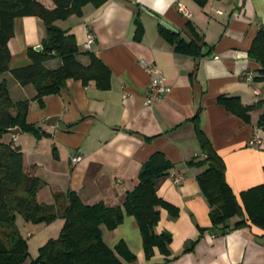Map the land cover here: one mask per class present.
<instances>
[{"label":"crops","instance_id":"obj_1","mask_svg":"<svg viewBox=\"0 0 264 264\" xmlns=\"http://www.w3.org/2000/svg\"><path fill=\"white\" fill-rule=\"evenodd\" d=\"M37 1L48 9L56 7L53 0ZM179 5L189 10L190 18L178 11ZM137 17L144 26L140 41L135 39ZM162 21L187 42L193 38L190 23L201 38L197 43L202 55L177 53L160 33ZM56 25L75 37L82 65H90L94 55L109 68L110 88L68 79L59 94L40 104L34 85H22L11 71L0 74L12 101L29 103L27 121L43 134L37 138L21 133L15 139L9 133L23 151L26 170L43 182L38 202L52 204L55 193L74 191L87 205L121 206L138 185L143 163L159 152L174 168L159 182L157 195L179 213L172 218L161 209L156 232L172 235L171 258H176L164 263L165 257L155 249L147 260L137 223L126 217L114 231L103 227L109 247L124 240L136 255L135 261L123 264H264V231L243 227L222 235L212 227L210 207L197 182L206 167L190 164L207 158L197 135L198 123L224 161L227 182L237 196L264 182V129L258 125L264 113V83L256 80L259 63L249 57L264 27V0H211L205 8L193 0H110L98 8L86 5L82 16L72 15ZM89 32L95 39L86 50ZM45 37L39 17L16 18L8 44L9 69L31 65L33 56L38 57L34 53L41 52L35 48ZM142 61L158 67L171 88L155 105L147 103L153 76ZM61 65L58 56L44 62L49 70ZM222 96L239 98L244 106L262 105L245 122L218 102ZM50 118H56L55 125L46 123ZM9 134L4 135L5 143L11 141ZM254 138L260 144H252ZM76 157L81 161L73 164ZM174 174L182 177L181 182L174 181ZM63 225L62 218L40 223L36 234L29 231L26 237L40 248L58 236ZM192 244L193 249L184 252Z\"/></svg>","mask_w":264,"mask_h":264},{"label":"trees","instance_id":"obj_2","mask_svg":"<svg viewBox=\"0 0 264 264\" xmlns=\"http://www.w3.org/2000/svg\"><path fill=\"white\" fill-rule=\"evenodd\" d=\"M56 7L48 9L37 0H0V74L11 71L22 85L32 84L37 90L36 99L43 104L49 95L59 94L68 79L80 80L83 85L95 82L99 89L110 88L111 72L96 56L90 55L91 63L82 65L78 60L80 50L73 35L57 27L58 20H66L72 15L82 16L83 8L92 5L96 8L110 0H53ZM204 7L211 0H193ZM155 15V14H153ZM39 17L46 28V37L42 41L43 50L34 53L31 65L10 70L9 41L14 34V20L19 17ZM135 39L140 41L144 35V26L137 17L135 20ZM193 34L190 42L160 25V33L167 41L175 45L177 53L200 56L201 48L197 41L201 38L189 23ZM62 59V65L56 70L45 68L44 62L52 57ZM249 57L260 65L257 81L264 83V27L255 37ZM218 102L227 111L250 122V112L262 103L244 106L239 98L219 97ZM29 103L13 102L5 82L0 83V264H123L133 262L136 255L124 240L113 248L104 239L103 227L114 231L121 226L126 217H133L139 228L143 251L147 260H151L155 249L165 257L164 263L172 261L170 245L172 235L169 232H156L160 221V210L170 212L172 218L178 216V209L157 195L159 182L168 177L174 165L162 153H154L141 167L138 185L125 196L121 206L109 207L104 203L85 204L78 193H55L52 204L39 203L37 193L43 182L33 176L24 165L23 151L14 148L11 143L2 141L9 130L19 128L22 133L33 134L41 138L39 128L27 121ZM198 119V116L195 117ZM258 125L264 129V113ZM197 135L206 152L204 160L191 165L206 167L197 176V182L210 207L212 227L222 235L243 227H255L264 231V182L237 196L226 179V167L222 158L214 151L208 138L200 130ZM20 214L26 222L51 224L58 218L64 225L56 239H50L40 247L36 258L30 259L27 239L16 224ZM234 219H237L234 222ZM193 249V244L184 252Z\"/></svg>","mask_w":264,"mask_h":264},{"label":"built area","instance_id":"obj_3","mask_svg":"<svg viewBox=\"0 0 264 264\" xmlns=\"http://www.w3.org/2000/svg\"><path fill=\"white\" fill-rule=\"evenodd\" d=\"M185 17L190 18L191 14L189 12V10H187L185 7H183L182 5H179V10ZM95 36L94 34H92L91 32H89L87 34V41L85 43V48L86 50H90L92 43L94 42ZM142 64L144 66V68L146 69L147 72H149L153 77L151 80V84H150V89L147 96V103L150 105H155V103L161 101L167 94H169L171 91V88L168 87L167 83H166V79L165 76L163 75V72L156 67L153 64L147 63L142 61ZM248 79H251V74H249ZM256 94H258L257 91H255ZM251 143H255V144H260L259 139L254 138ZM81 161V157H76L73 158L72 162H74L73 164L79 163ZM171 177H173L174 181L176 183L181 182L182 177L180 175L174 174L171 175Z\"/></svg>","mask_w":264,"mask_h":264},{"label":"rangeland","instance_id":"obj_4","mask_svg":"<svg viewBox=\"0 0 264 264\" xmlns=\"http://www.w3.org/2000/svg\"><path fill=\"white\" fill-rule=\"evenodd\" d=\"M7 134H9V133H7ZM7 134H5V135H7ZM12 136L13 135H11V134H9L8 135V137L10 138V140L11 141H9V143H11L12 144V146L14 147V148H18V149H20V145H19V143H18V141H12ZM3 139H2V141L3 142H5V138H4V136L2 137ZM25 218H23L20 214H18L17 215V217H16V224H17V227L19 228V230H20V232H21V234L23 233V234H25V238L27 239V241H32V238L31 237H26V234L29 232V231H32V233H35L36 234V231H35V228H36V225L37 224H34V223H30V222H26L25 220H24ZM45 224V223H44ZM22 234V235H23ZM47 233H44V235H46ZM60 234V233H59ZM24 236V235H23ZM59 236V235H58ZM58 236H52V238H50V239H56ZM49 239V240H50ZM48 240V241H49ZM47 241V242H48ZM46 242V243H47ZM45 243V244H46ZM44 244V245H45ZM37 244H35V242H34V240L30 243V258H32V259H34V258H36L37 256H38V254H39V246H36ZM42 247V246H41Z\"/></svg>","mask_w":264,"mask_h":264},{"label":"water","instance_id":"obj_5","mask_svg":"<svg viewBox=\"0 0 264 264\" xmlns=\"http://www.w3.org/2000/svg\"><path fill=\"white\" fill-rule=\"evenodd\" d=\"M161 25L163 27H165L166 29H168L169 31H171L172 33H175V34H178V31L175 30V28H173L172 26L168 25L166 22L164 23V21L161 22ZM36 51H42L43 50V47L42 46H37L35 48ZM56 118H50L49 120H47L46 123L50 124V125H55V121ZM9 133L13 134L14 135V138L17 139V137L22 133V130L19 129V128H14V129H11L9 130Z\"/></svg>","mask_w":264,"mask_h":264}]
</instances>
